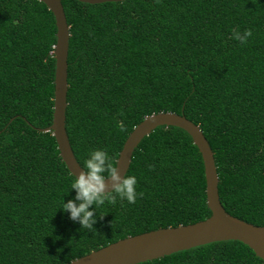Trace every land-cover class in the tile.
Here are the masks:
<instances>
[{
    "label": "trees",
    "instance_id": "obj_1",
    "mask_svg": "<svg viewBox=\"0 0 264 264\" xmlns=\"http://www.w3.org/2000/svg\"><path fill=\"white\" fill-rule=\"evenodd\" d=\"M61 2L70 30L66 132L80 166L103 149L115 167L146 117L182 115L214 153L225 211L264 226V0ZM245 29L246 43L232 39ZM56 31L39 0H0V264H70L127 237L207 219L202 156L184 130L165 126L133 153L126 175L142 194L134 203L96 208L91 231L60 211L75 195L73 176L52 133L40 131L52 124ZM140 264L264 261L225 241Z\"/></svg>",
    "mask_w": 264,
    "mask_h": 264
},
{
    "label": "water",
    "instance_id": "obj_2",
    "mask_svg": "<svg viewBox=\"0 0 264 264\" xmlns=\"http://www.w3.org/2000/svg\"><path fill=\"white\" fill-rule=\"evenodd\" d=\"M53 14L56 26L54 98L52 124L41 129L51 132L57 143L60 158L69 173L78 176L82 167L77 162L66 132V108L68 84V51L70 30L61 0H39ZM88 4L122 2L125 0H77ZM177 127L192 139L202 156L206 181V203L211 215L189 225L161 228L119 240L93 251L70 264H140L161 259L171 254L186 251L216 242L239 241L253 250L264 261V226H255L240 220L225 211L219 193V177L214 153L199 126L182 115L158 113L146 117L126 139L116 168L119 175L127 174L133 153L140 142L159 127ZM109 183L110 182H106ZM108 191L111 190L109 187Z\"/></svg>",
    "mask_w": 264,
    "mask_h": 264
},
{
    "label": "clouds",
    "instance_id": "obj_3",
    "mask_svg": "<svg viewBox=\"0 0 264 264\" xmlns=\"http://www.w3.org/2000/svg\"><path fill=\"white\" fill-rule=\"evenodd\" d=\"M250 36L251 32L247 29L243 32L233 30L231 33L232 39L240 44L246 43ZM81 167L82 171L78 176L73 175L70 183L69 190H74L75 195L67 202L63 199L60 207L70 221L80 225V230H93L98 220L96 208L105 203L114 204L117 200L134 203L142 195L136 191L137 178L134 175H119L103 149L90 151ZM109 187L110 191L107 190Z\"/></svg>",
    "mask_w": 264,
    "mask_h": 264
}]
</instances>
